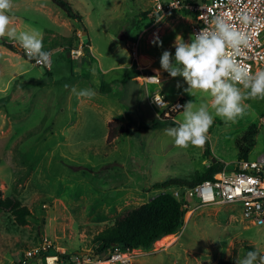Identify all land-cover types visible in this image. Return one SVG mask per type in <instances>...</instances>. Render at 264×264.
<instances>
[{
  "label": "rangeland",
  "instance_id": "rangeland-1",
  "mask_svg": "<svg viewBox=\"0 0 264 264\" xmlns=\"http://www.w3.org/2000/svg\"><path fill=\"white\" fill-rule=\"evenodd\" d=\"M69 1L81 22L68 18L51 0H14L11 26L18 32H40L44 48L52 53L51 70L27 61L20 50L12 51L0 40V199H19L32 213L26 226L10 213L0 215V264L19 262L45 239L57 252L73 255V260L79 255L87 264L231 263L235 251L242 258L249 250H264V226L251 224L239 205L227 203L186 216L180 231L148 250L95 253V237L122 212L172 193L174 186L157 188L160 184L201 177L214 159L230 169L245 159L236 141L250 126L260 129L264 100H248L251 107L236 122L216 117L203 147H180L165 131L175 122L154 118L144 99L147 93L132 85L122 89L120 78L110 84L107 95L96 91L94 97L77 98L71 92L70 97L72 86L96 87L102 82H97L100 68H77L80 58L90 52L80 35L85 30L94 54L105 58L106 65L129 59L120 49V39L125 49L135 47L137 41L138 58L135 51L130 62L141 75L157 74L159 69L163 79V84L149 86V94L160 89L169 98L177 99L181 93L183 104L211 101L206 94L184 93L177 87L178 81L187 87L183 78L171 77L160 64L164 50L175 52L178 35L190 42V16L171 12L152 22L153 6L148 0ZM81 48L84 54H72ZM123 94L127 99L118 104L115 99ZM115 119L134 135L121 136L109 145V122ZM260 147L252 149L247 159H255ZM37 259L29 264H45Z\"/></svg>",
  "mask_w": 264,
  "mask_h": 264
},
{
  "label": "clouds",
  "instance_id": "clouds-1",
  "mask_svg": "<svg viewBox=\"0 0 264 264\" xmlns=\"http://www.w3.org/2000/svg\"><path fill=\"white\" fill-rule=\"evenodd\" d=\"M14 0H0V37L18 43L27 56L37 63H48L51 53L45 50L38 30L17 31L12 27ZM242 25L260 26V19L246 11L239 14ZM252 34L231 22L229 14H218L212 18L211 26L201 28L186 41L178 35L173 42L175 52L166 49L160 58L161 68L171 77H182L187 87L177 82L178 88L191 97L206 94L211 101L194 100L182 106V119L175 126L165 129L180 147H203L210 139L208 132L215 118L236 122L251 107L250 99L264 100V69L253 72L238 56L251 46ZM159 40V37L156 38ZM162 46V41H160ZM160 82V70L153 76ZM77 98H91L96 90L91 87H71ZM211 109V111H210ZM235 264H264V250H249L242 258H235Z\"/></svg>",
  "mask_w": 264,
  "mask_h": 264
},
{
  "label": "built area",
  "instance_id": "built-area-1",
  "mask_svg": "<svg viewBox=\"0 0 264 264\" xmlns=\"http://www.w3.org/2000/svg\"><path fill=\"white\" fill-rule=\"evenodd\" d=\"M152 2L153 14L166 15L171 12L188 13L193 19L192 34L200 31L201 28L210 27L212 18L218 14H229L231 22L239 28H243L252 34L249 48L243 49L238 56L246 65L255 72L264 69V0H148ZM242 11L260 19L261 25L244 26L239 21V14ZM23 50V48H22ZM73 55L81 56L84 50H73ZM37 66L45 69H52V54L48 63H37ZM157 74L144 73L139 76V82L149 87L158 86L160 82L153 76ZM148 104L155 112L157 118L165 121H177V115L182 108L176 106L184 105L181 101L172 102L160 91L148 93ZM260 126L264 128V116L260 118ZM171 195L178 200L186 210V216L193 215L198 209L212 207L220 204H237L241 207L245 220L255 226H264V155L257 159H239L230 169L225 166L220 170L214 179L205 180L195 186H174ZM185 216V218H186ZM55 246L48 239L36 249L25 252L19 262L13 264H29L33 259L38 262L44 260L50 264H60L57 255H50ZM74 264H87L81 257L76 259Z\"/></svg>",
  "mask_w": 264,
  "mask_h": 264
},
{
  "label": "trees",
  "instance_id": "trees-1",
  "mask_svg": "<svg viewBox=\"0 0 264 264\" xmlns=\"http://www.w3.org/2000/svg\"><path fill=\"white\" fill-rule=\"evenodd\" d=\"M51 1L57 5V7L62 9L68 18L78 22L82 21L83 18L75 12L72 3L69 0ZM185 15L189 14L185 13ZM161 16V14L154 15L155 19L152 22H156ZM0 40L1 44L6 48L12 51H17L14 44L6 38L0 37ZM45 50L50 51L48 48H45ZM21 53L27 61L35 63V60L29 58L24 50H22ZM138 73V69L136 68V65H134L132 70H130L126 77L121 81L120 87L124 88V85H131L130 79L137 76ZM109 86L110 84L103 83L100 90L101 93L107 94L110 91ZM154 127H159L158 122L154 124ZM257 131L258 129L256 127L250 126L236 141L239 154L242 157H246L245 159H247L248 154L254 147ZM132 135H134L133 131H131L129 127L123 126L120 120L115 119L109 122V132L107 137L109 145L121 136ZM222 168L223 166L217 162L212 164L207 172L201 177H194L191 180L182 178L170 179L157 186V188L165 189L171 186L183 185L195 186L205 180H213L214 176L222 170ZM4 212L13 215L16 222L21 226L28 225V217L32 214L28 207L23 206L21 201L14 197L0 199V215ZM185 216L186 210L178 200H176L171 194H160L146 204L122 212L112 225L104 229L95 237V243L98 245L95 253H111L119 249L129 252L135 249L148 250L161 238L174 235L180 231L184 226ZM49 254L57 255L60 258V262L67 261L70 264L76 262V259H72L73 255L62 254L54 249L51 250ZM76 256L79 258V255ZM235 258H238V251H235L231 263L221 260L217 264H235Z\"/></svg>",
  "mask_w": 264,
  "mask_h": 264
},
{
  "label": "crops",
  "instance_id": "crops-1",
  "mask_svg": "<svg viewBox=\"0 0 264 264\" xmlns=\"http://www.w3.org/2000/svg\"><path fill=\"white\" fill-rule=\"evenodd\" d=\"M163 18V17H162ZM161 19V17H160ZM84 31L85 30H80V35H82L83 33V38H82V43L84 41ZM87 34V37H88V44L85 45V46H88L89 45V54L87 56H82V58H80L79 62H78V65H77V68H79L80 70H83L84 68H89L91 70H96V68H100L101 72L98 73V78H97V82H99L98 80L101 79V83L98 84L96 87H91V88H94L96 91H100L101 90V87L103 85V83H108V84H113L115 80H118L119 78L121 79L120 81H122L127 73L132 69V67L135 65H133V62H130V55H133L135 51H137L135 58L137 57L138 58V48H139V45L137 46L136 44L138 43L136 41L135 43V47H132V48H128V49H125L124 48V41L122 39L121 42L123 43V46L122 48H120L122 50L123 53H125V55L127 56V58H129L128 60H126L124 63H110L108 65H106V63L103 61L105 60V58L101 57V56H96L92 50V47L91 46V37L88 35V33L86 32ZM141 39V38H140ZM139 44V43H138ZM64 49V47L62 48ZM93 52V53H92ZM52 54V53H51ZM90 56L94 57L96 60H97V64L94 63V62H91V59H90ZM133 57V56H132ZM139 71V70H138ZM96 73V72H95ZM144 74V73H143ZM153 74V73H152ZM141 75V73H138L137 76L133 77L130 79V82H131V85L137 90L138 92L142 93V91H145L147 93V98L144 94V99L146 101V104L147 106L149 105L148 104V93H149V87L147 86H144L142 85L139 81L137 80H140L139 79V76ZM108 78V79H107ZM163 84V83H162ZM114 85V84H113ZM129 86V85H127ZM129 88H131L129 86ZM123 89V88H122ZM119 93H123L121 90H118ZM158 91H162V90H158ZM71 92L69 93V96L71 97ZM101 92V91H100ZM97 93V92H96ZM139 93V95H140ZM144 93V92H143ZM103 95H107V94H104V93H101ZM163 94V93H162ZM135 98L139 97L137 92L135 94ZM165 95V94H163ZM166 96V95H165ZM126 96L123 94V96H119V97H116L115 101L118 102L119 104V101H121V99H127L125 98ZM120 98V100H119ZM168 100L172 101V102H175V101H181L182 102V98H183V95L180 93L177 97V99L171 97H166ZM122 102V101H121ZM183 103V102H182ZM150 108V106H148ZM150 110L152 111L153 115H154V118L155 117V112L150 108ZM113 121V120H112ZM260 129H258L257 131V135L255 137V142H254V147H253V150L257 147V145H261L260 149H258V151L256 152V156L254 157L255 159H257L259 156H262L264 155V128L260 126V122H259V126H258ZM254 160V159H252Z\"/></svg>",
  "mask_w": 264,
  "mask_h": 264
},
{
  "label": "water",
  "instance_id": "water-1",
  "mask_svg": "<svg viewBox=\"0 0 264 264\" xmlns=\"http://www.w3.org/2000/svg\"><path fill=\"white\" fill-rule=\"evenodd\" d=\"M12 43L14 44V46H15L18 50L22 51V47H21L18 43H16V42H12ZM87 44H88V37H87L86 32L84 31V45H87ZM213 162H214V163H217V160L214 159ZM84 253H87V252H84Z\"/></svg>",
  "mask_w": 264,
  "mask_h": 264
}]
</instances>
